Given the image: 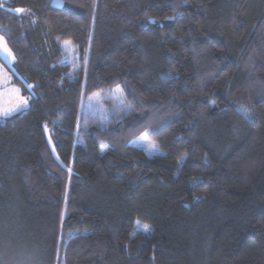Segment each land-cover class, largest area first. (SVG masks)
Listing matches in <instances>:
<instances>
[{"label":"trees","instance_id":"trees-1","mask_svg":"<svg viewBox=\"0 0 264 264\" xmlns=\"http://www.w3.org/2000/svg\"><path fill=\"white\" fill-rule=\"evenodd\" d=\"M0 5L34 93L0 121V264H264V0ZM117 87L132 110L79 125Z\"/></svg>","mask_w":264,"mask_h":264},{"label":"rangeland","instance_id":"rangeland-1","mask_svg":"<svg viewBox=\"0 0 264 264\" xmlns=\"http://www.w3.org/2000/svg\"><path fill=\"white\" fill-rule=\"evenodd\" d=\"M55 5L62 7L63 3L60 1H55ZM62 48H63V54H64V63L70 64L72 62V64L70 65L73 66V69L80 71L81 67L85 63L81 57V53H77L76 48H74L72 44H70V46L66 48L64 47V43H63ZM86 62L88 63V57H87ZM15 64H16V58L14 62H9L8 60L0 58V80L4 81V83H0V109L11 107L17 102V98L15 94L10 92V89L12 88L19 89L20 96L30 98L29 104L33 100L34 93L32 92V89L30 87H27V94L24 95V92L21 86H18L15 83V77H14ZM3 73H7V76L6 77L3 76ZM77 76L78 75L76 73V74H73L72 77L73 79H77ZM9 77H10V80L8 79ZM117 88L122 90L121 87H117ZM117 88H114L111 90L105 89L104 91L97 92L91 95L84 94L81 109H80V114H79V125L82 123L84 118L97 117L103 121H107L112 116L127 113L126 111L122 109H120L119 111L117 110L119 99H123L126 102V97H125L123 90L122 92L118 93L116 92ZM97 94L99 95L97 96ZM20 112L21 111H18L17 113H14L13 115H16ZM9 117H0V121H4L5 119ZM152 144H155L158 147L159 151H155L154 149H152L151 148ZM132 145L138 147L141 150H144L149 157H153L154 155L161 153V150L158 144L154 140H152L148 135L146 136V139H143V140L137 139L136 141L133 142ZM137 229L138 230L136 231V233L145 232L143 230V225L141 224H138Z\"/></svg>","mask_w":264,"mask_h":264},{"label":"snow or ice","instance_id":"snow-or-ice-1","mask_svg":"<svg viewBox=\"0 0 264 264\" xmlns=\"http://www.w3.org/2000/svg\"><path fill=\"white\" fill-rule=\"evenodd\" d=\"M2 6V5H0ZM10 12H14L16 14H26L29 13L28 9H25L23 7H17V8H10L8 9ZM169 20L175 19L174 17H169ZM152 23H155V21H152ZM70 46V42L69 41H65L64 42V47H69ZM0 58H3L5 60H8L9 62H14L15 61V56L13 55L11 49L8 47V42L5 39L4 36H0ZM83 59H85V61L87 60V54H85V56L83 57ZM3 76H7V73H3ZM10 80V77L8 78ZM0 83H4L3 80H0ZM10 92L15 94L16 98H17V102L11 106V107H7V108H2L0 109V117H9L12 116L14 113H17L18 111H23L25 108H27L29 106V99L30 98H26V97H22L20 96V90L17 88H12L10 89ZM116 92L120 93L122 92L121 89L117 88ZM99 94H97L98 96ZM91 99V98H89ZM213 106H215V104H213ZM132 105L127 104L123 99H119V103L117 106V110L119 111L120 109L126 111V112H130L132 110ZM241 111L243 113H245L247 116L251 115V110L244 107V106H240ZM45 127V131L46 133H48V139L49 141L52 140V133L51 130L48 129L47 125L44 126ZM147 134L145 133L144 136H141L139 139L143 140L146 139ZM151 148L154 149L155 151H159L158 147L155 144L151 145ZM101 151H103V148L101 149ZM69 172H71V169H68ZM139 223V221L137 222ZM143 230L145 232L150 231V226L148 225H143Z\"/></svg>","mask_w":264,"mask_h":264}]
</instances>
